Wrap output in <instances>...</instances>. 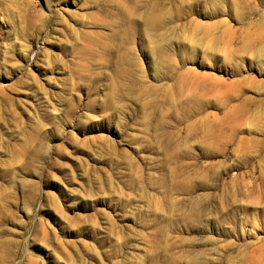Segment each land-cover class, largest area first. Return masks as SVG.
Listing matches in <instances>:
<instances>
[{
  "label": "rangeland",
  "instance_id": "374dc122",
  "mask_svg": "<svg viewBox=\"0 0 264 264\" xmlns=\"http://www.w3.org/2000/svg\"><path fill=\"white\" fill-rule=\"evenodd\" d=\"M0 264H264V0H0Z\"/></svg>",
  "mask_w": 264,
  "mask_h": 264
}]
</instances>
